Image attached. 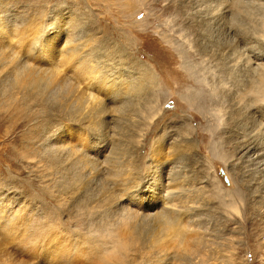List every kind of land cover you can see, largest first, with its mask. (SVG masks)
Segmentation results:
<instances>
[{"label":"rangeland","instance_id":"obj_1","mask_svg":"<svg viewBox=\"0 0 264 264\" xmlns=\"http://www.w3.org/2000/svg\"><path fill=\"white\" fill-rule=\"evenodd\" d=\"M234 1L0 0V11L8 10L0 13V19L9 20L20 32L25 25L33 28L28 35H19L20 42L9 37L13 44L23 45L21 49L15 46L18 52H28L32 33L40 30L44 37L69 39L71 46L94 56V65L106 68L115 78L132 83L140 78L146 86L119 122L111 109L105 112L108 116L101 114L105 123L100 119L103 123L98 127L87 126L82 116L70 119L66 105L57 107V97L48 106L32 103L17 112V107L10 106L12 101L2 105L7 101V96L2 99L3 93L11 90L4 81L8 68L3 69L0 62L1 202H10L25 214L29 210L54 217L67 230L86 232L90 224L87 214L95 207L92 198L97 197L102 179L89 171L77 173L69 181L59 178L57 164L44 158L46 146L64 142L65 131L75 127L86 132L88 140L107 138L127 149L135 194L148 197L146 192L154 182L151 177L161 168H165L162 181L176 176L183 181L186 194L188 189L197 199L190 205L203 211L202 231L205 229L207 245H212L206 249H220L218 261L202 263L201 258H193L185 264H264V117L255 114L257 105L247 104L249 97L239 101L243 86L236 80L238 72H230L237 64L232 61L234 54L242 60L236 65L240 73L248 59L251 64L256 59L264 61L260 24L264 22V0L242 2L246 8L256 6V15L251 9L252 21L247 19L249 15L236 12ZM238 19V25L245 23L242 26L249 32L242 41L233 25ZM91 177V190L85 195ZM226 202L237 205L239 212L228 210ZM103 207L93 209L94 223L108 216ZM12 233L6 239L0 234V262L29 260L24 249L26 235L18 229ZM137 261L150 264L143 256ZM180 263L184 261L175 264Z\"/></svg>","mask_w":264,"mask_h":264},{"label":"bare ground","instance_id":"obj_2","mask_svg":"<svg viewBox=\"0 0 264 264\" xmlns=\"http://www.w3.org/2000/svg\"><path fill=\"white\" fill-rule=\"evenodd\" d=\"M243 1H234L236 12L240 13L241 11V13L249 15L247 19L252 21L253 19H249V17L257 8L254 5L253 9L251 4L248 5L249 10L248 6L244 7L247 4L244 3V5ZM260 5L262 4L260 3ZM217 6L219 5L217 4ZM3 10L1 9L0 13L8 11ZM253 14L256 15V10ZM2 20L0 19V62L3 69L8 68L7 74V71H4L6 74L4 81L8 83L11 91H9L10 94L3 93L2 99L7 96V101H2L1 104L6 105L8 101H12L10 106L11 108L17 107L16 112L32 103L41 105V107L48 106L46 103L53 97H57V107L62 108L66 105L70 119L82 116L81 120L87 122V126H97L99 123H103L101 121L103 119L100 118L101 114L111 109L114 113L112 117L119 122L126 115L125 110H128V105H134L146 87H143L144 80L142 81L140 78L133 80V83L125 81L124 77L123 80L115 78L108 70H105L106 68L94 65V56L82 52L79 47L71 46L69 39H63L61 36L55 38L57 35L52 38L44 37L43 33L40 34V30L32 33L33 45L30 46L28 52H18L15 46L19 43L13 44L9 37L17 38L20 42L21 36L19 35H28L33 28L30 24V27L25 25L24 32H20L9 20ZM238 21L240 19L235 21L237 25ZM57 22L60 25V22ZM241 22L239 23L241 24ZM242 24L241 26L233 24L236 27V33L240 34L238 37L241 38V41L249 34ZM260 24L264 29V22ZM16 34L18 35L16 36ZM67 37L70 36L67 35ZM18 46L20 48L23 45ZM234 48L236 50L237 46ZM234 56L233 62L236 61L238 64L242 61L240 55L234 54ZM251 62L250 59L245 62L247 67L244 66L245 70L242 73L236 71L237 64L233 66L235 70L232 68L230 72H238L239 77H236V80L239 85L243 86L240 87L241 95L238 96L241 99L239 101L242 100L243 103L249 97L252 103L248 100L247 104L257 105L258 110L255 114L258 113V118L259 114H262L263 118L264 61L256 59L252 64ZM227 69L229 68L227 67ZM82 85H84L83 90L80 89ZM256 117L257 115H255ZM48 119L47 115L45 122ZM90 128L93 130L92 127ZM36 130L34 132H37ZM65 132L64 142L49 143L47 148L45 147L44 158L48 163L57 164L56 167H58L55 168L59 178L68 181L77 173L84 175L89 171L91 176L98 175L102 179V183L100 181L97 197L92 200L96 202V208L107 207L108 216L104 217L102 222L94 223L92 217H94L93 209L95 207H91L87 214L90 222L88 229L86 232L80 230L87 234L84 236L81 232L63 228L62 223L54 220V217L32 214L33 212L29 210L25 214L23 209H17L18 207L11 206L10 202L5 203L0 200V234L6 239L12 236V232L17 229L22 230L26 235L25 253L31 256L29 260L16 261L14 264H139L141 261H137V258L142 256L150 264H175L177 261H184L180 264H185V261L193 258H201L202 263L209 262L210 259L215 261L219 258L217 257L220 251L219 246L214 248V252L211 248L206 249L208 245L209 247L212 245H207L208 240L203 232L205 229L202 231L200 215L203 211L192 206L194 200L197 199L192 196L193 194H188V189L186 194L182 180L179 181L176 179L177 176H174V179L168 178V180L162 181L160 174L165 173V168H161L160 171H155L152 177L150 176L154 182L149 185L146 192L148 197L139 196L135 194L136 180L128 172V168L132 166L128 158L129 152L119 142L107 140V138L106 140H101L104 138L88 140L87 133L80 132L75 127L69 128ZM70 181L72 182V180ZM92 182L91 177L89 185H86L85 191L83 190L85 195L91 190ZM197 202L199 204V201ZM226 205H228L227 202ZM228 206L230 207L228 210L239 212L237 205L231 203ZM130 251L133 252L131 256L128 255ZM38 254L40 259L37 258ZM0 258L2 257L0 256ZM4 261L7 262L8 259L7 261L3 260V263L0 262V264H5Z\"/></svg>","mask_w":264,"mask_h":264}]
</instances>
